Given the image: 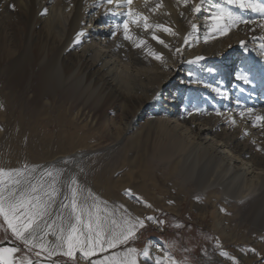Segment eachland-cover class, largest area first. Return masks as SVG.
Listing matches in <instances>:
<instances>
[{
	"label": "bare ground",
	"instance_id": "bare-ground-1",
	"mask_svg": "<svg viewBox=\"0 0 264 264\" xmlns=\"http://www.w3.org/2000/svg\"><path fill=\"white\" fill-rule=\"evenodd\" d=\"M197 4L200 10L194 13ZM129 7L175 35L155 27L145 30L139 20L129 30L135 43L145 44L134 46L124 39L123 28H116ZM220 9L248 23L238 22L221 35L213 19ZM80 32L84 34L76 42ZM197 56L202 59L196 61ZM234 66L249 75V83L238 80V73L222 74ZM174 76L178 87L172 96ZM0 96L11 104V117L18 98L28 100L36 117L27 123L17 118L14 127L21 132L12 130L0 160L8 171L22 172L13 178L21 180L20 190L29 187L30 175L49 166L41 173V184L57 195L41 226L58 212L75 168L73 187L90 192L103 207L150 212L179 207V199L191 195L188 204L198 203L202 220L209 215L211 228L226 241L238 238L230 221L259 232L264 228V122L254 119L264 115V13L227 0H132L119 7L106 0H0ZM5 116L2 107L0 119ZM48 125L57 126L55 136L39 135L37 129ZM22 132L18 139L16 133ZM96 134L111 144L87 157V151L99 148ZM29 137V149H22V140ZM73 144L75 151L55 156ZM9 147L21 150L8 156ZM46 157L51 159L43 161ZM44 239L51 241L49 235ZM167 252L152 247L137 264H155V254ZM238 257L242 264H256L242 252Z\"/></svg>",
	"mask_w": 264,
	"mask_h": 264
},
{
	"label": "rangeland",
	"instance_id": "rangeland-1",
	"mask_svg": "<svg viewBox=\"0 0 264 264\" xmlns=\"http://www.w3.org/2000/svg\"><path fill=\"white\" fill-rule=\"evenodd\" d=\"M140 67L141 66H139V68ZM222 74L223 75L225 74L224 71L222 72ZM222 74L220 75V77L223 76ZM3 76L2 78L4 81L5 76L4 77ZM170 82H171L170 89L169 88L168 89L171 90L172 96H175L178 87L177 77L176 76L172 77ZM27 102L28 100H25L24 98H22V100L21 98L14 100L13 103L14 105H12L13 117H11L10 115L11 104L8 103L6 99H3L0 96V112L2 111V107L6 109L5 118L3 120L0 119V128H1L0 156L6 152L5 150H7L6 147L8 146L7 144L10 141L11 132L15 128L14 126L16 124L17 118L19 117L24 118L23 120L26 123L29 121H33V119L36 118L34 117V115H32V109L29 103ZM28 127L29 125L26 124V127L24 128H28ZM18 129L19 127L15 128V132L17 131L21 132V130ZM56 129H57L56 125H51V126L48 125V127L45 128V130L44 129L40 130V127L37 130L39 131V135L41 136H43L45 133L51 134V136H55ZM24 132L25 134H27L28 130L27 131L24 130ZM73 134L75 133H72V136ZM18 135L19 134L16 133L17 138L20 139V137L23 135V132L19 136ZM68 135H70V133H65V136ZM75 135H78V132ZM96 135L98 139L95 138V140L97 141V147L99 148H93L87 151L85 153L87 157L92 156L93 153H95L96 149L99 150L101 147L106 148L111 144L110 141L108 139L106 140L102 134H96ZM33 136L34 133L31 134V137ZM34 139H38V138H34ZM29 140L30 137L28 139L24 138V140H22L23 141L21 143L22 149L24 148L29 149L28 148ZM73 145L70 147L69 146L65 147L64 149H62L60 153H56L55 156L65 155L75 151L76 146ZM9 148L10 149L7 151L8 156H16L17 151L20 149V148L17 149L16 147H9ZM40 150L41 148L39 147L38 152H40ZM33 151H35L34 148ZM49 159L51 158L46 157L43 159V161ZM81 162L77 161V163H75L76 166L81 165ZM86 164H89V161ZM48 168L49 166L42 168L39 171L40 173L37 174L36 176L30 175L28 179L29 181L28 184H30L31 186L33 184L37 185L38 191L42 196V199H44L46 202L49 203L51 201H54L57 193L51 198L47 195H44V193L47 190L43 189V186L41 184V173H43ZM0 169H4L6 172L8 171L6 169V166L2 164L1 160H0ZM76 171L77 169L75 170V168L74 169L72 168L70 170V176L68 179V181H70V184H71V180L73 179L72 176L75 174ZM0 181H3V184H6L8 178L0 177ZM84 183H87V179H85ZM3 184H0V186H3ZM30 185L28 188L31 187ZM54 185L55 183H52L51 186ZM79 193H80V197L78 203L86 204L92 211H95V208H92L90 206H92L93 203H97V202L94 201L91 197H89V193L87 192H82V193L79 192ZM189 197L187 195L184 197V199H179V204L181 203L179 207H172V208L157 207L154 210H151L150 212L145 209L142 210V212L140 213L133 210L132 207H103L100 203H97L96 205L100 209L101 216H104L107 213H113L114 218L118 220L123 219L125 217L131 220H135L139 218L144 220V227L142 228L138 227L135 230L134 237L130 238L127 241V243L118 244L115 248L106 247L105 250L97 251L94 255L88 258H83L79 251H77L73 257H68L62 254H57L55 256L50 257L47 254V252H43L39 248H32L30 246H27L22 240H18L15 238V236L12 234L11 229L8 228L2 216H0V247L18 248L19 251L12 254L13 259L16 260L17 262L27 258L30 260L46 259L48 260L47 262H51V261H54L56 263L63 262L64 264H78V263L92 264L93 261L103 260V258L111 257L113 255H116L118 258L122 259V257L119 254L126 252L128 248H135L137 250V258L140 259L141 257H143L142 253L146 248L149 250L150 248L155 247L156 250H159L161 252L168 251L167 253L171 255L170 258L177 261L178 264H185V262L186 264H233L232 259H230L229 257H235L236 260L238 261V264H242V262L238 257L240 252L247 255L249 259L255 260L256 264H264V228L259 232L255 227H252V225L244 224L245 226L242 225L239 227L236 223L230 221L229 225H231L232 227L235 225V227H233L234 229L231 227L232 230L234 231V234L238 235V238H242L244 236L243 238L245 239L242 240L237 238L236 239L237 241L235 242L228 240L226 241L220 236H218L217 233L211 228V224H210L211 220L209 215L206 217L205 220H202V207L201 208L198 207L199 206L198 203H195L194 205L188 204L192 199V196L190 198ZM60 205L61 206H59V210H57L58 212L55 213V215L53 216L54 218L51 217V219L54 220L55 218L56 220L59 219V221L57 222L55 220L56 222L55 225L58 226L56 228L57 229L56 231L59 230V226L62 225L63 223L62 218H67L71 212L70 207L68 208L64 207V205H70L69 188L67 189V193H65V195L63 196V200ZM49 209L50 206L48 205L47 212L49 211ZM149 216L155 217V220L154 221L148 220L147 217ZM51 219L50 221L47 222V224L51 223V221H54ZM160 221H163V223L162 224L159 223ZM177 225H179V227H177ZM47 231L49 232V236L52 241L51 242L50 240H48L49 241L48 243L50 245L54 244L56 242V239L54 238L55 236L54 235L51 236L53 230L47 229ZM227 242H229L230 244ZM250 249H255V252L250 251ZM222 251L227 252L228 256H222L220 254ZM36 252H40V255L37 256ZM257 253L259 255H257ZM155 255L157 257H161L162 259L164 258L159 254H155ZM165 264H170V261H166Z\"/></svg>",
	"mask_w": 264,
	"mask_h": 264
},
{
	"label": "snow or ice",
	"instance_id": "snow-or-ice-1",
	"mask_svg": "<svg viewBox=\"0 0 264 264\" xmlns=\"http://www.w3.org/2000/svg\"><path fill=\"white\" fill-rule=\"evenodd\" d=\"M107 3H116L119 7L121 5H131L132 0H106ZM185 4L189 3V0H183ZM229 4H235L241 9H251L253 12L264 13V3H245L244 0H227ZM13 9L15 5H10ZM160 7V5H157ZM200 10V5H195L192 11L198 12ZM47 9L44 10L46 14ZM122 15L127 18L123 20L122 24H117L116 28H123L124 39L133 40L134 46L140 47L145 44L144 40H140L139 43H135L133 36L130 34L129 24H136L139 20L144 21L145 30L155 27L156 29H161L165 32L171 33V30L163 25L156 24L155 26L148 23V17L143 16L140 13L133 12L129 7L127 13ZM227 20L224 25H220L219 21ZM217 21V30L220 31L221 35L227 34L230 27L236 25L238 22L248 23V21H242L241 18L233 16L231 12H227L224 9H220L216 15L213 17ZM195 27V25H193ZM83 32L77 33L76 42H79L80 37ZM175 35V33H171ZM113 36L116 35L114 31ZM152 39L157 40V42L164 44L168 47L158 36L153 35ZM187 42V38H185ZM243 45L244 42L241 41ZM179 51V49H177ZM154 58L161 59V56L156 52L150 53ZM202 59V57L197 56L196 61ZM193 61H189L192 63ZM238 80H242L245 84L250 82L249 75L241 71L236 77ZM249 116L253 115L252 109H246ZM220 115V113H217ZM241 117L245 115V111L239 113ZM255 121L264 122V115H255ZM230 123L235 124V120H230ZM255 126V123H254ZM22 172L20 170L5 171L0 169V177H7L8 183L3 184L0 181V216L3 217L8 228L11 229L12 234L16 239L22 240L25 245L32 248H39L43 252L51 256L57 254H62L68 257H73L74 254L79 251L83 258H88L94 255L97 251H103L105 248H115L118 244H125L127 241L134 237L135 230L139 227H144V220L135 219L131 220L127 217L123 219L114 218L113 213H107L104 216L100 215V209L93 203L91 206L95 208L92 211L86 204L78 203L80 193L77 187L73 185L77 184L75 178L71 180L69 185L70 189V205H64L65 208L70 207L71 212L67 218H62L63 223L59 226V230L56 231L57 226L53 224H44L41 226L40 219L43 218L48 209V202L42 199L38 191L37 185L33 184L30 188H25L20 190L18 186L21 184L20 179H13V177H20ZM49 176L52 175L51 172L48 173ZM44 195L50 198L55 195V189L51 192H45ZM92 194L89 192V197ZM149 207L151 205H148ZM148 220H155V217H147ZM74 221V222H73ZM159 223H163L160 221ZM179 227V225H177ZM47 229H52V235L55 236L56 242L54 244H49L44 237L49 235ZM43 233V235H40ZM19 251L18 248H2L0 247V264H33L30 259H22L19 262L13 259V253ZM250 251L255 252V249H250ZM149 250L146 248L142 255L144 257L149 256ZM222 256H228L227 252H221ZM39 256L40 252H36ZM121 258L116 255L111 257H105L104 260L93 261L92 264H137V250L135 248H128L126 252L119 254ZM257 255H259L257 253ZM232 259L233 264H238L235 257H229ZM166 261H170V264H178L177 261L171 259L167 253H165L164 258L156 257L155 264H165ZM186 264V262H185Z\"/></svg>",
	"mask_w": 264,
	"mask_h": 264
},
{
	"label": "water",
	"instance_id": "water-1",
	"mask_svg": "<svg viewBox=\"0 0 264 264\" xmlns=\"http://www.w3.org/2000/svg\"><path fill=\"white\" fill-rule=\"evenodd\" d=\"M38 260V259H37Z\"/></svg>",
	"mask_w": 264,
	"mask_h": 264
}]
</instances>
